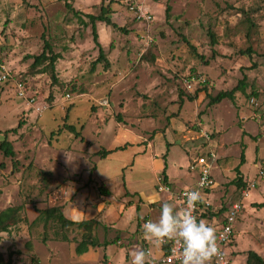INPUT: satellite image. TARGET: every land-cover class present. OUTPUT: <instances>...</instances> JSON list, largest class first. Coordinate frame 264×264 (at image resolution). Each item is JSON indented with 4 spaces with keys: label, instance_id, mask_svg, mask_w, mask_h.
I'll use <instances>...</instances> for the list:
<instances>
[{
    "label": "rangeland",
    "instance_id": "1",
    "mask_svg": "<svg viewBox=\"0 0 264 264\" xmlns=\"http://www.w3.org/2000/svg\"><path fill=\"white\" fill-rule=\"evenodd\" d=\"M109 4L0 0V60L48 106L40 116L26 112L13 82L0 85V142L6 139L14 152L7 158L0 150V211L20 208L18 222L0 234L3 261L131 264V254L144 249V236L134 224L136 205L125 203L132 196L127 191H155L154 173L168 166L176 176L178 165L185 172L188 159L207 148L216 156V199L209 197L214 216L240 202L249 229L223 247L228 264H246L248 251L264 260V207L254 206L264 202V0H152V44L142 58V28L119 21V4ZM104 7L118 27L94 24L108 66L95 64L99 48L86 17ZM44 41L60 56L55 80L46 62L30 68ZM192 79L188 91L183 80ZM241 80L243 90L232 99L209 104ZM202 133L209 134L210 146ZM136 135L148 136L151 148ZM242 146L247 148L239 165ZM238 165L241 189L234 183ZM50 207H60L71 220L95 219L98 245L77 254L83 231L69 229L63 242L54 238L55 232L66 234L56 224L44 229L42 221L33 223Z\"/></svg>",
    "mask_w": 264,
    "mask_h": 264
},
{
    "label": "built area",
    "instance_id": "2",
    "mask_svg": "<svg viewBox=\"0 0 264 264\" xmlns=\"http://www.w3.org/2000/svg\"><path fill=\"white\" fill-rule=\"evenodd\" d=\"M115 3H118V9L116 16L119 21L126 24L125 19H129L131 23L137 24L142 28V35L143 39L147 40L146 43L140 50L139 56L142 55L144 50L152 44V30H153V23L154 17L150 11V6L152 4V0H117ZM121 15V17H120ZM7 81H12L13 85L16 90L17 97L22 101L24 109L26 112H32L33 114L40 116L48 106L42 104L37 100L35 95L29 94L26 88V85L22 79H17L16 75L11 72L9 68L5 66L2 60H0V85L4 84ZM192 80H183V84L185 88L190 91L191 90V83ZM71 98L69 95L65 96V101H69ZM204 138L207 147L210 146L211 138L209 134L202 133L200 135ZM216 156L214 151L211 148H207L206 153L204 152L203 155L197 156L193 160V164L190 165L191 169L197 168V178L195 182V187L192 189H197L201 191L202 200L197 204V206L193 209L194 215L200 219V214L206 212L211 207V203L207 199V194L211 191L214 187L213 178L211 176V162L215 161ZM260 175H263V172H259ZM156 189L159 192H166L171 193V187L168 186L165 182L163 176H158L156 178ZM192 189H183L179 190L175 193V200L177 201L179 208L185 206V198L184 193L188 190ZM242 211V204L240 202H235L231 204L228 210L225 213L224 219L217 229L218 235V249L219 254L213 257L210 264H228L226 256L223 253V247L230 244L233 240V225L237 216ZM149 220L147 218L142 219L140 222V228L142 229L143 223ZM161 247V255L159 258L152 257L150 252L148 264H179V261L176 258L174 249L178 248L179 246L176 245L174 242H168L163 244Z\"/></svg>",
    "mask_w": 264,
    "mask_h": 264
},
{
    "label": "trees",
    "instance_id": "3",
    "mask_svg": "<svg viewBox=\"0 0 264 264\" xmlns=\"http://www.w3.org/2000/svg\"><path fill=\"white\" fill-rule=\"evenodd\" d=\"M116 1L117 0H109V2H110L109 6L112 3H115ZM65 6L70 9V5L66 2H65ZM168 10H169V8L167 7L165 12L168 13ZM74 13L76 14L77 12H74ZM86 17L88 18L89 22L91 23V28H92L93 37H94L93 40L95 42V45L98 46V48H99V45L97 42L98 37H97V34L95 32L94 24L96 22H103L108 27H112L114 29L118 28L112 22L109 14L107 13V8H105V7L101 8L100 13L97 16L86 15ZM128 21H129V19H127L126 23ZM150 46H151V44L144 50V52L140 56L141 58L146 54V52L148 51ZM98 52H99L98 58L95 60L96 61L95 64L99 63L100 61H105V66H108L109 63L106 60L102 49L99 48ZM241 53L242 54L250 53V49L246 50L245 52H241ZM59 57H60L59 54H55L52 51L50 44L47 41H44L42 52L39 55L32 57L33 62L31 64L30 68L31 67L36 68V67H38V66H40L46 62L47 66L51 72V79L55 80V77H54L55 66L54 65H55V63ZM204 83H205V81H204ZM242 84H243V80H241L239 82L238 86H236L232 90H230L228 92L227 91L220 92L215 97L210 98L209 104L214 105V104L220 103L224 99H232L233 95L236 91H238V90L242 91L243 90L242 86H241ZM194 99H196L195 95L193 97L189 98L190 101H193ZM67 128L71 131H74V128L72 126H67ZM14 130L15 129H13L11 131H14ZM4 133H5L4 135H6L7 132H4ZM74 133H76V132H74ZM79 135H80L79 132L76 133V136H79ZM0 150L5 157L13 158L14 152H13L12 145L6 139H4L0 142ZM239 160H240L239 165H242L244 162V146H242V150L240 153V159ZM239 165L235 168L236 177H235L234 183L239 189H241V188H244L245 185H244V183H242V180L240 177L241 173L239 170ZM162 176L165 178L164 173H162ZM99 191L101 193L105 192V191H102V187H99ZM254 206L260 207V208L264 207V202L260 203V204H254ZM19 209H20L19 207H8V208H5L4 210L0 211V234L7 232L9 230L10 226H14L18 222L19 219L17 217V213L20 211ZM211 209L212 208L210 207V209H208L206 212H203L202 214H200V219H204V218L207 219V218L214 217L215 212ZM35 221H42L44 229H46L49 224H51V225L56 224V226H57L56 228L61 230V231L64 230L66 232V234H62V233H60V231L58 234H57V232H55L54 238H58L59 240H61L63 242H68V240H69V238L67 236V231L69 229L75 228L77 230H82L83 233L81 234V240L78 242L77 247L75 248V252L77 254H83V253L87 252L89 247H96L98 245V242L92 236V231L96 227V224H97V222L93 219L82 220V221H72V220H69V219L64 217L60 207H50V208L40 210L37 218L33 221V223ZM0 264H7L3 261L1 254H0ZM246 264H264V260L258 254L254 253L252 251H248L246 254Z\"/></svg>",
    "mask_w": 264,
    "mask_h": 264
},
{
    "label": "clouds",
    "instance_id": "4",
    "mask_svg": "<svg viewBox=\"0 0 264 264\" xmlns=\"http://www.w3.org/2000/svg\"><path fill=\"white\" fill-rule=\"evenodd\" d=\"M185 206L177 208L173 202L160 203V214L156 220H146L142 225L143 236L154 246L174 242L179 264H210L219 254L216 228L198 219L193 209L202 200L199 188L184 193ZM149 253L137 249L131 254V264H148Z\"/></svg>",
    "mask_w": 264,
    "mask_h": 264
},
{
    "label": "crops",
    "instance_id": "5",
    "mask_svg": "<svg viewBox=\"0 0 264 264\" xmlns=\"http://www.w3.org/2000/svg\"><path fill=\"white\" fill-rule=\"evenodd\" d=\"M89 14L95 16L94 14H91V13H89ZM1 46H2V44L0 42V47ZM198 125H200V124H198ZM128 130H130V129L128 128ZM124 131H126V129ZM165 133H166V135H168L169 131H164V133H163L164 136H165ZM135 138L140 140V143H146V145L151 148L150 142L148 141V136L146 137V136H137L136 135ZM183 138L188 140V138H186L185 135H183ZM193 139L194 138H190V140H193ZM243 143L246 144V142H243ZM246 148L247 147H245V151H246ZM245 151H244V153H245ZM164 156L167 157L166 155H164ZM190 157H191V155H190ZM192 158L193 157L190 158V161L188 159L187 167L185 164V167H186L185 172L182 170V167L180 165H178L179 174L176 176L171 175V173L169 172L168 166L164 169V171L161 170L160 173H154L155 180L158 176H162V173H164L165 182L168 186L171 187V190H172L171 193L159 192V191H157L156 187H155V189H156L155 191L154 190H141V191L129 190V191H127V193H129V195H132V196L127 197V201H125V203H127V206H129V207H133L134 205H136L134 212H132V216L134 219V224L136 226L137 232L141 231V233H143L142 229L140 228V222L142 219L147 218V219H151V220H156L159 217L160 203L161 202L170 201V202H173L177 208H179V205H178V203L174 197L175 193L179 190L192 189L195 187L197 173L194 174V173L190 172V170H189V165H190ZM194 158H195V156H194ZM170 166L176 167L177 165L174 163V164H171ZM211 176H212V174H211ZM246 180L247 179L243 176V182H245ZM102 191L107 192V190L104 187L102 188ZM212 191L213 190L209 191L207 194L208 200H209L210 195H214V193ZM214 198L216 199V195H214ZM135 202H136V204H135ZM219 204H220V202L218 201V205ZM211 206H212V204H211ZM216 208H217V205H216ZM228 208L229 207H227V210H228ZM222 211L223 210H221V208H219V210L217 211V212H219V216H214L212 218H207V219L204 218L203 220L206 221L207 223L212 224L217 230L220 227V225L224 219L225 213H226V211H224V212H222ZM240 214L237 216V219L235 220L234 225H233V233L234 234L235 233L236 234L237 233L245 234L249 231L248 224L246 221L247 218H244V217L241 218ZM64 217H65V215H64ZM220 217H222V218H220ZM65 218H67V217H65ZM67 219H69V218H67ZM91 219H88V220H91ZM69 220H71V219H69ZM82 220H72V221H82ZM93 220H95V219H93ZM77 231L79 233L82 232V230H77ZM141 238H142V245L144 246V249L148 250L152 257L159 258L161 255V252H162L161 247L160 246H154L148 240H146L144 237H141ZM233 238H234V236H233ZM131 240H134V239H131ZM232 243H234V242H231L230 244H232ZM117 244H120L119 241H117ZM149 258L150 257L148 256V259Z\"/></svg>",
    "mask_w": 264,
    "mask_h": 264
}]
</instances>
